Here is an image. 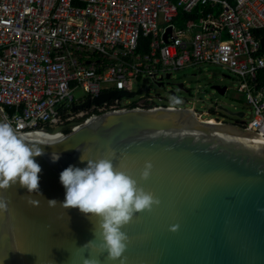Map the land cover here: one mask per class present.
Instances as JSON below:
<instances>
[{
  "label": "water",
  "instance_id": "1",
  "mask_svg": "<svg viewBox=\"0 0 264 264\" xmlns=\"http://www.w3.org/2000/svg\"><path fill=\"white\" fill-rule=\"evenodd\" d=\"M174 87L189 92L183 83L175 84L173 98L178 99ZM213 89L224 96L228 87ZM136 96L112 91L75 109ZM189 103L186 99L182 106ZM209 111L236 121L210 124L188 108L127 109L22 134L45 153L35 158L42 168V195L18 184L0 192L10 201L8 213L0 215V264H83L88 252L80 247L93 239L96 220L60 206L65 199L60 173L70 165L84 168L82 153L95 160L109 149L117 154L114 165H123L121 170L161 201L122 229L130 241L125 264H264V138L243 127L242 111L222 105ZM0 120L8 121L1 107ZM55 154L59 159L53 162ZM145 162L153 171L141 181ZM29 198L37 202L29 204ZM48 200L58 204L50 208ZM174 225L178 230L171 232ZM95 255L98 264H109L107 253Z\"/></svg>",
  "mask_w": 264,
  "mask_h": 264
},
{
  "label": "built area",
  "instance_id": "2",
  "mask_svg": "<svg viewBox=\"0 0 264 264\" xmlns=\"http://www.w3.org/2000/svg\"><path fill=\"white\" fill-rule=\"evenodd\" d=\"M261 29L264 0H0V107L21 134L111 111L186 108L145 95L127 106L111 99L75 109L104 93H137L140 79L166 85L173 72L212 64L239 79L252 113L243 127L264 138ZM78 89L88 98L76 101Z\"/></svg>",
  "mask_w": 264,
  "mask_h": 264
},
{
  "label": "clouds",
  "instance_id": "3",
  "mask_svg": "<svg viewBox=\"0 0 264 264\" xmlns=\"http://www.w3.org/2000/svg\"><path fill=\"white\" fill-rule=\"evenodd\" d=\"M173 103L179 104L177 98ZM39 142L25 141L18 127L9 121L0 120V192H6L17 184L26 188L29 194L42 195L39 190L41 166L35 161L45 153ZM56 159H59L56 155ZM115 150L109 149L104 158L89 159L84 153L80 162L84 168L68 166L60 173V183L65 189V199L60 206L64 209H78L84 216L95 218L92 230L93 239L84 244L82 249L88 256L82 258L83 264H98L96 253H107L109 264H125L124 253L129 244V237L122 229L131 223L137 213L151 212L159 208L161 201L152 193L138 186V182L126 171L117 168ZM153 171L151 162H145L139 179L148 181ZM31 197V195H29ZM34 201L29 198L28 203ZM50 208L56 207V200H48ZM10 201L0 196V215L7 214ZM261 211H264L262 209ZM178 225L170 228L178 230ZM98 241V243H96Z\"/></svg>",
  "mask_w": 264,
  "mask_h": 264
},
{
  "label": "rangeland",
  "instance_id": "4",
  "mask_svg": "<svg viewBox=\"0 0 264 264\" xmlns=\"http://www.w3.org/2000/svg\"><path fill=\"white\" fill-rule=\"evenodd\" d=\"M169 83L161 87L157 85L149 86L144 84L140 79L134 88L138 93L137 96L133 99L122 98L120 103L122 106H127L148 95L155 97L154 102L157 105H169L168 101L173 98L171 94L173 86L183 83L185 88L188 89V93L180 90L178 87H174L180 101L179 104L182 105L186 99L189 100L190 103L183 106L188 109L195 106L197 110L203 112V118H219L227 122V124L236 121V118L230 117L221 111H218L219 115L215 112L207 114L212 105H222L230 112H244L246 114L244 120L247 124L251 121L252 113L247 104L246 95L238 92L240 86L239 79L222 66L202 64L196 67H187L173 72V77ZM215 85L226 86L228 87V91L224 96L220 95L213 89ZM73 95L76 101L88 98L82 89L76 90Z\"/></svg>",
  "mask_w": 264,
  "mask_h": 264
},
{
  "label": "trees",
  "instance_id": "5",
  "mask_svg": "<svg viewBox=\"0 0 264 264\" xmlns=\"http://www.w3.org/2000/svg\"><path fill=\"white\" fill-rule=\"evenodd\" d=\"M255 35L260 42V47H261L260 54L264 56V29L257 30L255 32ZM257 81L260 85L264 86V70L259 71L257 75ZM5 110L6 112L13 113L15 108L6 107Z\"/></svg>",
  "mask_w": 264,
  "mask_h": 264
},
{
  "label": "bare ground",
  "instance_id": "6",
  "mask_svg": "<svg viewBox=\"0 0 264 264\" xmlns=\"http://www.w3.org/2000/svg\"><path fill=\"white\" fill-rule=\"evenodd\" d=\"M211 124H215V122H211Z\"/></svg>",
  "mask_w": 264,
  "mask_h": 264
},
{
  "label": "crops",
  "instance_id": "7",
  "mask_svg": "<svg viewBox=\"0 0 264 264\" xmlns=\"http://www.w3.org/2000/svg\"><path fill=\"white\" fill-rule=\"evenodd\" d=\"M255 37H256V35H255ZM257 38V37H256ZM258 39V38H257ZM260 43V42H259ZM260 85V84H259ZM261 86H263V85H261Z\"/></svg>",
  "mask_w": 264,
  "mask_h": 264
},
{
  "label": "flooded vegetation",
  "instance_id": "8",
  "mask_svg": "<svg viewBox=\"0 0 264 264\" xmlns=\"http://www.w3.org/2000/svg\"><path fill=\"white\" fill-rule=\"evenodd\" d=\"M76 111H78V110H76Z\"/></svg>",
  "mask_w": 264,
  "mask_h": 264
}]
</instances>
